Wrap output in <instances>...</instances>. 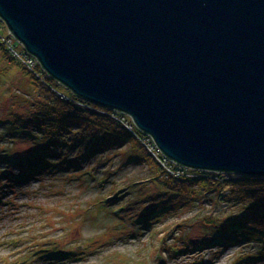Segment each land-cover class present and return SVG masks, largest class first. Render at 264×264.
Instances as JSON below:
<instances>
[{
    "label": "water",
    "instance_id": "water-1",
    "mask_svg": "<svg viewBox=\"0 0 264 264\" xmlns=\"http://www.w3.org/2000/svg\"><path fill=\"white\" fill-rule=\"evenodd\" d=\"M0 18L174 162L264 175V0H0Z\"/></svg>",
    "mask_w": 264,
    "mask_h": 264
},
{
    "label": "rangeland",
    "instance_id": "rangeland-1",
    "mask_svg": "<svg viewBox=\"0 0 264 264\" xmlns=\"http://www.w3.org/2000/svg\"><path fill=\"white\" fill-rule=\"evenodd\" d=\"M6 28L0 30L2 36L14 40ZM3 54L0 46V116L12 102L21 103L20 111L27 112L24 99H34L32 91L17 65L6 66ZM60 89L70 94L69 89ZM9 93L15 96L6 98ZM124 121L133 124L127 114ZM18 132L0 122L1 152L14 156L40 150L17 135L7 137ZM144 137L152 143L151 137ZM90 163L97 168L86 165L81 175L45 174L10 187L0 179V264H264L263 248L251 242L226 248L207 246L177 255L172 248L192 247L190 240L203 244L198 240L214 235V239H223L205 222H222L238 209L214 193L181 208L170 209L174 205L167 199L159 207L155 196L164 188L153 180L157 174L153 160L136 142L102 151ZM0 171L12 169L0 159ZM44 249L45 254L41 253ZM65 251L70 252L60 254ZM47 252L49 256L39 257Z\"/></svg>",
    "mask_w": 264,
    "mask_h": 264
},
{
    "label": "trees",
    "instance_id": "trees-1",
    "mask_svg": "<svg viewBox=\"0 0 264 264\" xmlns=\"http://www.w3.org/2000/svg\"><path fill=\"white\" fill-rule=\"evenodd\" d=\"M0 46L4 49L3 56L7 63L6 66L15 64L19 67L34 97V99H24L27 112L20 111L21 103L12 102L8 109H3L0 122L6 125L11 124L12 130H19L18 133L12 134L13 136H7L8 138L17 135L20 141L29 140L28 143L38 145L40 148L35 153L31 152L27 155L14 153V156L12 152L4 154V151H0V159L7 163L9 169H12L5 173L0 171V179L5 180L4 184L8 183L6 186L22 185L33 179H41L45 174L52 175L63 171L81 175L86 165L97 168V164L93 166L90 162L102 151L112 150L115 147L122 149L129 142L134 141L138 144L139 150L145 152L153 160V164H150L157 171L153 180H157L164 188V192L155 196L157 200L159 199V207L162 208L167 199L174 205L173 207L171 205V208L167 206L168 210L181 208L191 201H201L206 194L214 193L220 200L228 203L229 207L238 209L236 213L222 222H205L208 228L215 229V234L221 235L223 239H214V235L210 236L211 238L198 240L203 244L190 240L193 248L191 246L172 248L177 255L185 250L192 252L195 249H206L207 246L223 245L226 248L250 242L261 246L264 254V175H241L233 172L191 168L195 176L177 177L160 162L154 160L155 158L148 152L147 147L140 142L138 137L144 136L145 133L134 125V134L113 117L120 113L119 111L86 101L72 91L69 92L70 94L65 93L60 87H66L47 74L40 64L29 68L11 55L1 39ZM5 96L9 99L15 94L9 93ZM58 149L61 151L58 152ZM155 150L159 157L163 156L161 151L157 148ZM63 155L67 156L66 161H62ZM139 161V159L134 160V162ZM168 164L173 166L171 162ZM174 164L186 168L178 163ZM207 240L212 241L206 242ZM44 250L38 252L45 254L46 249ZM69 252L65 251L60 254L64 256ZM49 253L39 257L49 256Z\"/></svg>",
    "mask_w": 264,
    "mask_h": 264
},
{
    "label": "built area",
    "instance_id": "built-area-1",
    "mask_svg": "<svg viewBox=\"0 0 264 264\" xmlns=\"http://www.w3.org/2000/svg\"><path fill=\"white\" fill-rule=\"evenodd\" d=\"M2 23H4V25L6 24L4 21H2L1 20V18H0V30H2V28H6V27H4L3 25H2ZM7 26V25H6ZM7 30H8V34L10 33V35L11 36H9V37H15L14 35H12V33H11V31H10V29L8 28V26H7V28H6ZM0 39H1V41H2V43H5V45L8 47V49H9V51H10V53H11V55L12 56H14V58H16V59H18V60H20L23 64H25V65H27L29 68H34L36 65H38L39 64V61H38V59L34 56V55H32V54H30L29 52H27V50L25 49V47H24V45L15 37V39L14 40H9V39H4V37L2 36V34H1V32H0ZM13 43V42H17V43H19V44H17V45H12V44H10V43ZM18 46H20L21 48H23V51H20V50H18L19 48H18ZM63 97V96H62ZM120 112V111H119ZM125 115H126V113H123V112H120V113H117L116 115H113V117L115 118V119H117L118 121H120L121 123H123L127 128H128V130L129 131H132L133 133H134V131H133V124H130V123H127L126 121H124L125 120ZM128 115V114H127ZM129 116V115H128ZM135 134V133H134ZM145 135H147V136H149V137H151V140H152V143H151V141L147 138V137H144ZM144 136H139L138 137V139L140 140V142L144 145V146H146L147 147V149L152 153V155L155 157V158H157V160H159V162H161V164L168 170V171H170L172 174H174L175 176H177V177H181L182 178V176H185L186 174H187V172H186V168H183V167H179V166H177V165H175L174 163H176V162H174L173 160H171V159H169L167 156H165L164 154H163V158L162 157H159V155L157 154V152H156V148H157V145L155 144V141H154V139H153V137L151 136V135H149V134H145ZM156 147V148H155ZM158 150V149H157ZM169 162H171V164L175 167H173V166H170L168 163ZM174 162V163H173Z\"/></svg>",
    "mask_w": 264,
    "mask_h": 264
},
{
    "label": "bare ground",
    "instance_id": "bare-ground-1",
    "mask_svg": "<svg viewBox=\"0 0 264 264\" xmlns=\"http://www.w3.org/2000/svg\"><path fill=\"white\" fill-rule=\"evenodd\" d=\"M68 89V88H67ZM71 91V90H70ZM131 121H132V123H133V125H135L136 126V124H135V122L131 119Z\"/></svg>",
    "mask_w": 264,
    "mask_h": 264
}]
</instances>
